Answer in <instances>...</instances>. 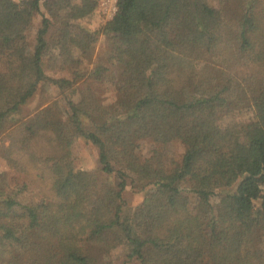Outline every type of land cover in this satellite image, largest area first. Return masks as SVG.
<instances>
[{"label": "trees", "instance_id": "1", "mask_svg": "<svg viewBox=\"0 0 264 264\" xmlns=\"http://www.w3.org/2000/svg\"><path fill=\"white\" fill-rule=\"evenodd\" d=\"M101 2L0 0V136L13 139L0 145V264H112L118 250L139 264H264V0H117L98 30L81 26ZM102 36L112 102L98 90L109 68H82ZM49 89L59 97L24 116ZM79 139L116 186L77 169ZM174 141L185 152L169 168L159 147ZM129 187L147 193L131 210Z\"/></svg>", "mask_w": 264, "mask_h": 264}, {"label": "rangeland", "instance_id": "2", "mask_svg": "<svg viewBox=\"0 0 264 264\" xmlns=\"http://www.w3.org/2000/svg\"><path fill=\"white\" fill-rule=\"evenodd\" d=\"M16 2H20L22 0H15ZM219 0H211V3L216 5ZM42 12L45 14L46 9L42 6ZM41 16H36L34 20L33 30L30 33V37L35 35V32L40 25ZM106 22L105 17L101 9L95 12L94 15L89 16L88 18L82 20L80 25L87 28L90 31L98 30L104 23ZM113 45V40L109 37L102 36L97 43L94 53L92 57L85 60L82 68L84 70H91L95 65H101L103 67L109 68L108 73L106 74V84L100 86L99 93L102 97L105 98L107 102H112L114 99V88L112 87V82H115L117 77L115 74V65L113 64V60L110 58V48ZM246 68L239 64L233 65V72L234 74L242 80L244 77V73ZM57 75L60 76H69L67 72L57 71ZM56 91L54 89H49L47 92L40 91L25 107L23 110L24 116H31L44 107L48 106L52 102H54L59 96H57ZM57 96V97H56ZM250 111L244 110L239 113H235L236 120H246L250 116ZM252 116V114H251ZM250 116V117H251ZM228 120L227 116L222 115L221 121L222 123H226ZM15 136V134H13ZM12 137L10 138L7 133L0 136V145L3 147H8L13 142ZM150 142H144L141 144L140 152L144 156L149 157L152 153V150L155 148ZM159 149L163 152L164 159L166 164L169 168H172L173 165L180 162L185 152V147L180 141H174L170 144L165 146L159 147ZM73 152L76 159V166L79 170H89V171H96L99 173V178L101 181L105 183H110L112 186H116L117 179L114 176H106L105 174L101 173V167L99 165L98 159V150L97 148L85 141L84 139H79L75 142L73 146ZM0 172H8L6 168V164L0 160ZM9 174V173H8ZM13 176L9 174V177ZM108 180V182H107ZM128 184L133 185L136 182L134 175L129 174L128 177ZM33 190V189H32ZM31 190V191H32ZM147 193L145 192H138L136 189H131L130 187L128 190L124 192V197L128 203L127 210H131L135 208L145 197ZM32 198L36 197L35 194H30ZM22 200V199H21ZM29 202L33 201V199L28 198ZM125 262H129V264H139L138 261H128L126 260L125 255L122 251L118 250L114 252L112 256V264H125Z\"/></svg>", "mask_w": 264, "mask_h": 264}, {"label": "built area", "instance_id": "3", "mask_svg": "<svg viewBox=\"0 0 264 264\" xmlns=\"http://www.w3.org/2000/svg\"><path fill=\"white\" fill-rule=\"evenodd\" d=\"M101 11L106 21L111 20L117 13V0H102Z\"/></svg>", "mask_w": 264, "mask_h": 264}]
</instances>
